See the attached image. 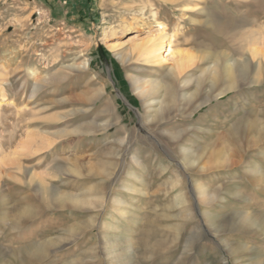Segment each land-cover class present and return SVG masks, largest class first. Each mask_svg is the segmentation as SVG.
<instances>
[{
	"label": "rangeland",
	"instance_id": "374dc122",
	"mask_svg": "<svg viewBox=\"0 0 264 264\" xmlns=\"http://www.w3.org/2000/svg\"><path fill=\"white\" fill-rule=\"evenodd\" d=\"M261 126L264 0H0V264H109L114 201L139 217L110 235L134 230L129 264H259L264 238L227 223L264 219Z\"/></svg>",
	"mask_w": 264,
	"mask_h": 264
},
{
	"label": "bare ground",
	"instance_id": "6f19581e",
	"mask_svg": "<svg viewBox=\"0 0 264 264\" xmlns=\"http://www.w3.org/2000/svg\"><path fill=\"white\" fill-rule=\"evenodd\" d=\"M162 46H163L162 43L160 44L159 42H156V41L151 43L150 46L148 47V51H147L149 57L156 58L158 56L157 53L160 51ZM246 61H247V59L243 60L242 62H233L232 64L225 67V69L219 70V71L218 70L215 71V67L212 66L209 69L211 74H212L211 84L216 85L219 81H222L224 79V81H225L224 84H225L226 90L227 91L231 90L233 88V86L235 85V83L238 81L239 77H242V74H239L237 71H235L234 66L237 64L242 65ZM182 63H183V61L180 62V64L177 66V71L178 70L181 71L183 69L184 64H182ZM82 66L84 68H86L87 64L84 63ZM30 75L35 77V74L32 72L30 73ZM171 77L173 80H176V75H174L173 73H171ZM131 82H132V85L134 87L135 92L138 94L139 97H141L142 99L144 98V101L146 98L148 99L149 97H152V95H155L158 92V90H160V86H161V83L157 82L155 80H154V82L146 84L143 82V79L140 77H136V78L132 79ZM189 84L190 83L186 82V80H185V82L182 83V85H180L177 89H185ZM166 91H167V95L169 97H171L170 100L174 101L176 88L175 87L174 88L167 87ZM194 96H192V98ZM183 99H184V101H187L190 98L185 97ZM153 105H155L154 102L150 103V106H149L150 107L149 112L154 113L151 116L152 121H154L155 118H157L159 116V113L163 110V108H159L158 111H154ZM166 105H168V104L163 102V106L166 107ZM263 130H264V127L261 126L259 129V132H262ZM215 155H216V153H215ZM188 156H190V155H188ZM190 158L192 159L194 157L191 156ZM222 162L227 163L226 160H219L218 159L217 162L214 163V165L217 166L218 164H220ZM250 171L254 172L255 169L250 168ZM72 174L73 173H71V175ZM80 174L81 173H77L75 175L78 177ZM87 174H90V173L87 172ZM84 175H86V174H84ZM130 176L132 177L134 175L130 174ZM124 190H126L127 192H132V193L138 191L136 188H134L132 186H126V187H124ZM54 197H55V199L53 201V205L58 206L59 208H62V209L64 207L77 208L79 205L86 203V202H83V201H81L75 197H70L68 195L56 194V195H54ZM122 205H123V203H121L120 201H114V204H112L111 208L115 213L114 214L115 217H112L111 222L108 221L107 223H103L100 226V231H101L100 242L103 246L105 258L109 261V264H129L130 263L129 255L133 251V244H132V241H133L132 234L134 232L133 229H126V230L123 229V230H125L127 235H116L114 237H110V235L113 231L119 230V227H118L119 221H125V222L129 223L130 225H132L133 227H136L138 222H139L138 215L136 213L132 212L128 206L123 205V207H122ZM85 209H88V208H85ZM208 220H209V223L212 224V227H213V230L215 233L224 232V230H225L224 225H221V224L215 225L214 221H212L211 219H208ZM227 226L238 227L239 229L244 230V231L247 230L250 233H251V231H253L257 235L264 238V219L260 220V219H251L249 217H241V218H238V219L236 218V219L228 222ZM71 231H72V227L69 228L66 231V233H71ZM259 262H260L259 264H264V258H262Z\"/></svg>",
	"mask_w": 264,
	"mask_h": 264
}]
</instances>
